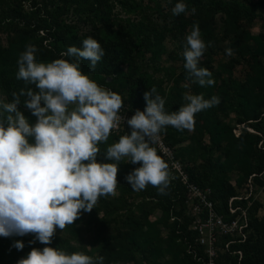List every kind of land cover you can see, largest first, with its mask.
Instances as JSON below:
<instances>
[{
	"label": "trees",
	"instance_id": "1",
	"mask_svg": "<svg viewBox=\"0 0 264 264\" xmlns=\"http://www.w3.org/2000/svg\"><path fill=\"white\" fill-rule=\"evenodd\" d=\"M143 2L13 0L1 5L0 32L5 36L4 40L0 38V119L7 116L3 104L13 102V92L19 95L21 89L35 90L34 85L17 79L18 57L27 45L37 48L38 63L47 64L55 59L72 62L77 58L61 54L69 46L82 47V41L91 37L101 45L104 56L94 70L90 69L88 61L81 60V71L102 88L119 94L130 108L143 111L146 107L143 93L155 87L156 94L165 100V111L178 110L187 103L181 88L186 81L190 82L191 95H202L205 99L214 95L219 97L217 106L195 115L193 130L178 131L169 126L161 133L182 161L189 179L202 189L208 188L215 210L224 219H233L241 210L230 213L229 198L246 190L251 175L254 192H258L263 184L259 173L264 168V31L255 36L246 26L257 17L256 4L250 0H183L186 12L173 16L171 9L178 0H167L169 7L166 10L160 0H147L144 5ZM116 4L133 15L140 11V15L138 18L117 16L113 11ZM258 5L264 7V0H258ZM187 12L189 15L186 16ZM218 13L222 15L219 26L215 19ZM158 16L161 22L157 21ZM194 25H198L206 45L211 41L199 66L212 73L215 83L200 86L192 82L184 66L176 74L167 69L165 77L156 78L155 74L163 69L160 62L166 51L165 40L177 42L183 52L185 37ZM224 47L231 49L233 54L214 71L213 55ZM181 58L184 62L183 56ZM242 60L248 71L241 80L232 76V69ZM167 81L170 82L169 89L164 87ZM25 99L20 96L21 104L17 108L29 123L34 124L37 117L24 106ZM237 128L236 135L234 129ZM121 135L125 133L110 134L106 142L98 144L101 151L97 155L98 162H107L104 152ZM29 142H33L31 138ZM139 166L138 163L119 162L116 179L122 194L137 192L125 177ZM169 173L167 195L158 194L151 185L138 192L142 200L136 208L141 212L146 208L145 213H150L152 208H147L150 202L161 206L162 214L157 220L143 224L139 216H126L101 249L88 248L81 253L94 259L103 257L102 264L118 261L125 264H203L207 256L203 246L195 242L197 233L189 228L191 219L184 192L180 182ZM260 199H252L251 203L244 198L234 201V205L246 211L245 237H219L217 245L220 250L215 264H264V204ZM262 208L263 212L259 214ZM114 210V207L110 208V212L115 213ZM67 226L73 234L75 228ZM17 240L23 242L22 250L14 247ZM229 240L233 241L225 247ZM188 244L190 252L187 251ZM45 246L68 254L76 252L67 236L54 234L49 245L35 240L32 234L0 236V264H17L32 248L43 249Z\"/></svg>",
	"mask_w": 264,
	"mask_h": 264
},
{
	"label": "clouds",
	"instance_id": "2",
	"mask_svg": "<svg viewBox=\"0 0 264 264\" xmlns=\"http://www.w3.org/2000/svg\"><path fill=\"white\" fill-rule=\"evenodd\" d=\"M186 10L183 0H178L171 12L178 16ZM185 41L182 56L188 78L200 86L213 85L212 73L199 66L211 41L205 44L198 25ZM36 53L37 48L29 44L17 61V79L34 85L35 90L21 89L19 95L13 92V102L3 104L7 116L0 119V236L32 234L49 245L57 228L62 231L72 225L81 211L91 212L101 196L117 194L121 161L140 164L125 177L134 191L151 185L158 194L167 195L169 165L151 144L158 142L161 131L169 126L193 130L195 115L217 106L219 97L187 94L183 97L187 103L166 112L165 100L156 94V88L145 91L146 107L127 119L130 134L121 135L107 147V162H98V144L106 142L123 122L121 96L99 86L80 68V61L86 60L94 70L104 56L103 48L89 37L82 47L69 46L61 54L76 57L72 62L55 59L38 63ZM226 54L233 53L226 49ZM21 95L26 97L24 106L37 117L34 124L17 108ZM14 247L22 250L24 244L17 240ZM102 260L45 246L32 248L17 264H102Z\"/></svg>",
	"mask_w": 264,
	"mask_h": 264
},
{
	"label": "rangeland",
	"instance_id": "3",
	"mask_svg": "<svg viewBox=\"0 0 264 264\" xmlns=\"http://www.w3.org/2000/svg\"><path fill=\"white\" fill-rule=\"evenodd\" d=\"M13 0H0V10L1 5L4 3H8ZM252 4H256L254 6L256 18L253 22L250 24H246L249 32L252 35H257L258 33L264 31V7H259L258 0H250ZM147 3V0H144L143 5ZM160 4L162 8L165 10L168 9L169 4L167 0H160ZM152 5V3H150ZM114 13L117 16L124 17V16H135L138 18L140 15V11L133 13H127L126 9L116 4L115 8L113 9ZM148 11V9H147ZM189 15V12L186 13V16ZM221 13H218L216 15V22L217 26L221 24ZM157 21L161 22V17H157ZM243 24H245V21H243ZM5 33L0 32V38L4 40ZM165 46L166 51L161 57V67L163 69L160 70V72H157L155 74L156 78L159 77H165L166 76V70H170V72H174V74L178 73L180 69L183 67L184 62L182 61V50L179 49L178 43L171 40L166 39L165 40ZM226 49H229L227 47H224L223 49L219 50L217 53L213 55L212 65L213 70L216 71L219 69L220 65L223 63H226L228 59L230 58L229 55L226 54ZM145 66V65H144ZM248 71L247 64L244 60H242L239 64H236L232 69V76L237 79H243L246 72ZM226 75H223L225 77ZM170 82L167 81L164 84L165 89H169ZM181 88L183 89L182 95L185 96L187 94H191L190 89V82L186 81L182 84ZM242 125V124H241ZM239 129L237 128V131ZM116 195L115 196H101L102 200L100 203H97L91 212H84L81 211L80 216L77 220L74 221L72 224L73 228H75L73 231V234L69 230V227L66 226L62 231L57 228L55 231L56 235L60 236H67L71 238L72 244L74 246V249L76 252H82L83 249L93 248V249H101L103 244L108 240L107 238L112 235L116 227H119L122 225L123 218L126 216H139L141 222L143 224H147L148 222L157 220L161 214V206L158 205L156 202H150V204H147L148 210L152 208L149 212L145 213L146 208L143 209L145 211L141 212L139 209L136 208V204L141 202L142 198L138 194V192H131L127 194H122L119 191V188L116 186ZM123 195V196H121ZM260 200L264 204V194H261ZM114 199V201H113ZM110 204V206H109ZM115 208V213L110 212V208ZM107 210V211H106ZM263 212V208L259 211V214ZM170 221H173L170 219ZM191 248L188 244V249ZM219 248L217 249V252H219ZM190 252V251H188ZM140 257L138 256V259ZM115 264H125L123 261H118ZM126 264H131L126 263Z\"/></svg>",
	"mask_w": 264,
	"mask_h": 264
},
{
	"label": "built area",
	"instance_id": "4",
	"mask_svg": "<svg viewBox=\"0 0 264 264\" xmlns=\"http://www.w3.org/2000/svg\"><path fill=\"white\" fill-rule=\"evenodd\" d=\"M135 111V108H130L128 104L123 103V107L120 109L123 122L117 129H113L110 134L120 132L126 134L130 132L131 129L127 125V119L130 118ZM248 129L253 131L250 128ZM234 132L236 135L238 134L237 129H234ZM151 145L154 147L157 154L169 165L168 170L171 172L172 178L178 180L181 184L185 195V203L188 206V215L191 219L189 228L197 233L195 242L203 246L207 256L203 264H215L219 237L231 236L235 238V236L237 237L238 235L243 238L245 237L244 229L247 226L246 211L240 206L234 205V201L244 198L246 200H251V203L252 199H256L260 197L261 194H264V168L259 173L263 184L258 192H254L253 190L252 183L250 182L251 175L248 178L246 190L244 189L242 194L229 198V212L235 213L236 210L240 209L241 213L233 219L226 220L221 213L215 210L214 202L209 198V189H202L189 179L182 161L176 156L174 148L166 142L164 134L160 133L158 142L152 143ZM231 241L233 240L226 241L225 247H228ZM237 253L240 254V251H237Z\"/></svg>",
	"mask_w": 264,
	"mask_h": 264
}]
</instances>
